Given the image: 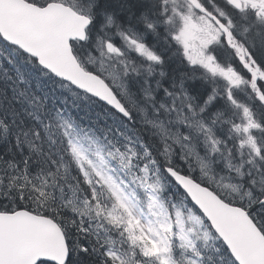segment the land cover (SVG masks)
Instances as JSON below:
<instances>
[{
  "label": "snow or ice",
  "instance_id": "obj_1",
  "mask_svg": "<svg viewBox=\"0 0 264 264\" xmlns=\"http://www.w3.org/2000/svg\"><path fill=\"white\" fill-rule=\"evenodd\" d=\"M0 264H264V0H0Z\"/></svg>",
  "mask_w": 264,
  "mask_h": 264
}]
</instances>
